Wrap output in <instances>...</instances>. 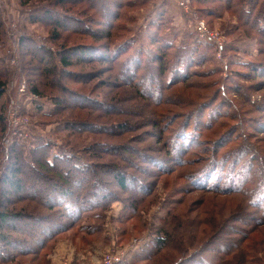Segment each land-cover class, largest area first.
Returning a JSON list of instances; mask_svg holds the SVG:
<instances>
[{"label": "rangeland", "instance_id": "374dc122", "mask_svg": "<svg viewBox=\"0 0 264 264\" xmlns=\"http://www.w3.org/2000/svg\"><path fill=\"white\" fill-rule=\"evenodd\" d=\"M245 1L232 0L228 5L226 0H191L192 11L185 12L177 0H0V80L7 85L0 96V177L12 157H17L26 165L22 178L47 184L45 171L34 176L30 169L39 166L38 157L46 151L51 152V159L55 154L77 153L88 163H101L97 168L91 165L95 170H87L73 182V190L89 188V183L97 193L104 190L99 208L94 209L98 217L79 224L93 228L89 232L74 226L55 236L51 240L54 247L43 250L49 253V264H80L83 260L94 264L110 251L123 254L120 264H264V210L250 205L251 198L248 202L243 190L230 189L237 181L232 173H221L220 160L210 161L233 149L222 147L225 140L220 142L221 137H237L236 143L247 139L253 150L264 155V66H250L251 62L249 67L240 66L243 53L232 48L256 50L259 45L255 39L248 43L243 33L250 29L239 15V5ZM201 20L216 40L195 31ZM157 31L162 42L170 44L164 59L161 43L150 36ZM197 44L206 50L210 62L199 55L190 63L177 58L180 46ZM140 47L146 49L141 53L144 62L135 73L134 65L140 63L135 50ZM68 50H81L85 55L74 54L65 70L61 52ZM253 58L264 61V51ZM165 63L167 67L160 66ZM184 64L190 77L183 83L177 80L182 77L177 69ZM122 66L129 72L121 74ZM159 69L169 70L163 82L173 75L177 83L164 87L160 93L164 97L157 102L152 89L147 91L151 86L157 94ZM208 83L210 88H206ZM32 86H37L38 93ZM176 89L190 100L175 97ZM77 94L85 96L83 101L75 100ZM82 102L85 105L76 106ZM201 105L207 109L200 112ZM217 108L224 112L220 118L213 116ZM228 109L240 117L226 115ZM75 122L78 128L74 129L70 123ZM123 122L127 125L121 126ZM179 130L194 133L201 141L199 147L181 149L188 159L182 162L169 156L174 146L185 148L192 139L182 137ZM148 156L161 158L169 166L178 161V167L162 172ZM261 159H255V164L264 170ZM233 161L230 157L228 169ZM208 164L211 173L205 175L204 170L206 181L200 185L192 172ZM116 165L128 173L129 190L118 187L112 170ZM57 168L56 175L61 167ZM263 177L258 172L245 187L255 189L257 200L264 205ZM136 179L151 190L149 194L138 191L141 187ZM0 188H5L1 181ZM9 193L6 190L11 207L46 212L30 195L19 199ZM121 196L135 202L132 214L122 213L125 202L115 199ZM94 198L96 193L90 196ZM6 202L0 195V210ZM128 214L132 217L125 218ZM157 232L167 235L169 242L144 260L149 252L142 248ZM2 244L0 240V248ZM17 244H11L12 248ZM45 258H39V263L48 264ZM18 260L0 264L30 263Z\"/></svg>", "mask_w": 264, "mask_h": 264}, {"label": "trees", "instance_id": "16d2710c", "mask_svg": "<svg viewBox=\"0 0 264 264\" xmlns=\"http://www.w3.org/2000/svg\"><path fill=\"white\" fill-rule=\"evenodd\" d=\"M231 1L232 0H226L228 5H230ZM239 2L240 0H238V3ZM239 12H240L239 15L242 18V21L248 24V26L250 27V29L247 28L246 32L243 31V33L248 37L246 41H248L249 43V41H251L252 39H255L257 44H259L256 50H251L248 47L247 48L238 47L237 45L232 47L235 50L239 49L243 53L241 57L239 58L240 66L249 67L250 62H251L250 66L252 64L254 66L257 65L258 67L264 66V61H261L262 59L254 60L253 58L254 56L256 57L257 55L260 57L261 53H263L264 51V47L260 48L264 44V0H246L245 2L239 5ZM47 13H50V12H45L44 15ZM158 27H160L159 23L157 25V28ZM157 33H159V31L151 33L150 36H151V39L154 40V42L159 41L161 43L160 47L162 48L163 54H164L162 56V59H164L166 55L165 53H167L170 44L163 43L162 39L159 37ZM133 39H130L128 43H130L131 41L134 42L136 40V39L134 40ZM198 42H201V41L198 40ZM248 43H245V45H247ZM124 46H126V42H124ZM180 48L181 50H180V53L177 54V58L181 59V62H183V60L186 58L188 63H190L194 55L201 56L202 61H206V60L208 61L210 58L206 50L204 49L200 50L201 49L200 44L194 45L193 47H187L186 45H182L180 46ZM135 51H136L135 54L140 62L139 65L137 66L134 65L133 70L135 71V73H137L138 69L136 68L140 67L144 62V57L141 58L142 56H144V54H141V53L146 51V49L140 47L136 49ZM76 53L78 56L80 54L85 55V52L84 51L82 52L81 50H77V51L68 50L66 52H61V61H62V64L65 70L67 69L69 65L72 64L73 60H71V58ZM154 54H157V53L154 52ZM154 54H151L152 59L150 60V62L154 61L153 60ZM244 56H246V58H244ZM250 57H252V59H250ZM167 65L168 63H165L164 65L161 64L160 66L164 68L165 66L167 67ZM186 68L188 67L184 64L182 68L177 69V72L179 73V75L182 76L181 79H177V80L178 81L181 80L180 82H183V83L186 82L190 77V74L186 72ZM120 72L121 74H125L126 72H129L128 67L122 66V70H120ZM166 72H169V70L167 71L163 69L161 71L159 69V76L161 77L160 79H158L159 87H157L158 89H155L157 91V94H155V91L153 88H151V86H150V89L148 88L149 90L147 91L149 92L152 89V92H151L152 96H154L153 98L156 97L155 100H157V102H159V100L161 101L162 97H164V94H162V97L160 94L163 92L164 87L169 88L170 85L173 82H175L174 80H172L173 75H171L168 78L167 83L163 82V76H169V74H166ZM6 86H7L6 81L0 80V96L4 94V89ZM211 86L212 84L210 83L206 84V88H210ZM32 87L34 88L33 90L36 93L37 86H32ZM174 92L175 94H177L175 95V97H178L181 100L183 99L185 102H188L190 100V97H186L185 94L180 91V89H176L173 91V93ZM74 97L76 101H83V99L85 98V96H82L81 94H77V96H74ZM147 98H149V95L147 96ZM167 102H170V101H167ZM79 105H85V104L84 102H82V104H78L76 106H79ZM205 105H201V107L199 108L200 112H202L203 110L205 111L207 109ZM223 113L224 112L221 111L220 108H217L215 111H213V116H215V118H218V117L220 118L221 115H223ZM191 115H192V112L188 113L187 116L189 117ZM226 115H229L232 118L233 117L235 118V116H239L238 113H235V112L231 113V110L230 112L227 111ZM75 123L74 124L70 123L71 124L70 126L74 127V129L78 128L77 127L78 124L77 123L75 124ZM123 124L127 125L126 122L120 123L121 126H123ZM178 133L181 134L182 137L186 136L188 138L190 137L193 139V140L190 139V142L188 141V143L185 145V148H184V145L182 144L180 145L181 148L178 147L175 149V146H174V148L172 149L173 152H171L169 155V156H172L175 160H176V157L179 158L178 160H181L182 162V160L185 158L184 156L185 153H181V149L182 151H185L187 145L189 147H187L186 150L192 147H199L201 144V141L198 142V140L200 139L194 137L196 135L194 133L190 134V132H186L185 130H179ZM199 135L201 136V131L199 132ZM170 137L168 136L167 139L170 140ZM223 138L224 137L219 138L220 142L225 140L222 147L224 145H230V147H232L233 149H230L222 154L218 153L217 155L213 156V158H210V161L214 162L215 160H220L222 162L220 166L221 173L223 172V170L226 175H229V173H232L231 177L233 178L234 181H237V185L232 186V188L230 189L231 190L237 189L236 191L243 190L242 193L243 192L245 193L246 198H248V202L251 198L249 204L255 205L256 209H259V210L262 209L263 211L264 205L262 201L257 200L256 196H258V194L256 192H253L255 191V189L247 190L245 185L248 181L252 180L253 177L256 174H258V172L261 173V176L264 175V170L261 169V167H257L255 164V159L264 158V155L262 156L259 153V151L253 150L252 148L253 144L249 143L247 139L243 138L242 141H240L241 143L240 144V143H236L237 137L235 138L228 137L227 139L225 138L223 139ZM43 148L45 147H42V149ZM45 150H47V148ZM176 152L178 153L177 156H176L177 154ZM96 153L99 154L98 148H96ZM50 155H51V152L50 153H48L47 151L43 152L38 157V160L40 162L39 166H36V167L33 165L30 166L32 167L30 168L32 171L31 173L34 176L38 174V171L40 172L45 171L46 173L45 177L47 178V181H48L47 184L37 185L35 182L30 183L32 178L29 179L30 181H27L25 178H22L20 174L23 172L22 169L23 167L25 168L26 165L21 164L20 162L21 160L17 157H12L13 162L12 164L9 165V169H7L6 171L4 170V172L1 173L3 175H1L2 178L0 177V181L1 183H3L5 188H2V190L0 188V195L2 199L7 200L6 202L7 204L6 203L3 204L4 206H2L3 208H1L0 210V240L3 242L0 248V251H2V254H3L0 256L1 262L8 263V262H12V261L19 259L18 261L20 263L28 261L30 262L29 264H40L39 263L40 260H43V257L45 256L47 258V259L45 258L46 259L45 262L49 264V262H51L50 258L48 257L49 253H47L46 251L45 254L46 253L47 254L45 255L44 251L47 249H49L50 251L51 248L54 247L53 241L51 242V240L55 238V236L57 237L61 233L69 231L70 229L74 228V226H79L80 222L83 220L93 219V218L96 219V217H98V214H95V210L96 208H99V205L102 202L101 200H99V198L104 197L105 195L104 190L100 189L99 192L101 193L98 192L99 193L98 194L97 191L95 192V188L93 189V186L90 183L87 185L89 188H85L83 190V187H82L80 189L73 190L74 189L73 182L78 181L79 175L84 174L85 172H87V170L88 171L95 170L94 168L91 169V165H96V168H97L101 163L99 162H97L96 164L88 163L87 160H84L77 153L75 154H70V153L55 154L52 156L53 157L52 159L50 158ZM230 157H234L233 162H235V164L230 169H228L229 168L228 161L230 160ZM147 159L149 162L152 163V165H155L159 169H161L162 172L174 170V169H177L178 167L177 165L178 161H177V164H172L169 166L168 163L164 162L161 158H153L151 156H148ZM79 161H82L81 163L83 164L79 163ZM209 165L210 164L204 165L203 169L192 172L193 175H197V176H194V179H196L195 182L202 183L200 185L205 184L206 179L202 176L205 173L204 170H206L205 175H207V173H211V169H210L211 165L210 166ZM214 165L215 164H213L212 167H214ZM58 166L61 167V169H59L60 173H57L56 175L54 174V172L58 169L57 168ZM118 166L119 165L112 167V170H114L116 173L117 185L122 190H129L128 189L129 188L128 187V179H129L128 173H124L120 169H117L119 168ZM233 174L236 175L237 177L233 176ZM96 179L98 180V178ZM199 179L200 180L202 179V182L199 181ZM84 181L86 180L84 179ZM136 181H137V185L141 187L140 190L138 188V191H142L141 192L142 195L150 193L151 190L147 188L143 182L139 183L140 180L138 179H136ZM7 186L10 188L8 189ZM149 186H151V184H149ZM96 189H97V185H96ZM6 190L8 191V194H10L9 193L10 191L11 193L13 192L15 195L17 194L16 196H18L19 199L25 198L24 197L25 195H30L32 201L37 202V204L38 203L42 204L45 207L46 212H42L41 214H35V213H29L30 211H28L26 207L19 208V209H17L16 206L11 207L9 205V202H10L8 200L9 198L6 196ZM22 191H25L26 193L25 192L20 193ZM95 193H96V198H94V200L92 201L90 199V196L94 195ZM112 195H113L112 197L115 196L114 194ZM105 197L107 198V196ZM115 199H121L123 200V202H125L124 203L125 205H123L124 207L122 209L123 211L122 213H126L128 211L132 214V212L135 211L134 201L131 200L127 202L122 198V196L120 198H115ZM75 201H80L79 202L80 204L79 205L75 204L74 203ZM36 206L37 205L35 204L32 207H36ZM90 211H94V212H92L91 214ZM130 217L132 216L128 214L125 218H130ZM83 225L84 226H82V228L79 226L81 230L83 231L85 230V231L90 232L91 229L93 228V225H90V224H83ZM15 233H17L19 236H15L14 235ZM15 242H19V244H17V247H13L16 249H13L11 244ZM168 242L169 241H168L167 235L163 237L157 232L155 234V237L151 239V242L149 244H146L145 247L142 248L143 250H147V253L149 252V255L145 256L144 260L150 258L154 253L163 249ZM26 255H31L33 256V258L29 260H23L19 258V257H23Z\"/></svg>", "mask_w": 264, "mask_h": 264}, {"label": "built area", "instance_id": "2783aa9c", "mask_svg": "<svg viewBox=\"0 0 264 264\" xmlns=\"http://www.w3.org/2000/svg\"><path fill=\"white\" fill-rule=\"evenodd\" d=\"M178 6L184 10L185 12H191L192 6H191V0H177ZM195 31L204 38L210 39V40H216L215 35L212 34L206 27V24L204 21H198L195 26ZM25 86V85H24ZM117 252L110 251L108 256H105L102 258L99 262H95V264H120L123 259V254L117 255Z\"/></svg>", "mask_w": 264, "mask_h": 264}, {"label": "crops", "instance_id": "0c3cea01", "mask_svg": "<svg viewBox=\"0 0 264 264\" xmlns=\"http://www.w3.org/2000/svg\"><path fill=\"white\" fill-rule=\"evenodd\" d=\"M89 262H86L85 260L81 261L80 264H88Z\"/></svg>", "mask_w": 264, "mask_h": 264}, {"label": "bare ground", "instance_id": "6f19581e", "mask_svg": "<svg viewBox=\"0 0 264 264\" xmlns=\"http://www.w3.org/2000/svg\"><path fill=\"white\" fill-rule=\"evenodd\" d=\"M95 264V263H94Z\"/></svg>", "mask_w": 264, "mask_h": 264}]
</instances>
